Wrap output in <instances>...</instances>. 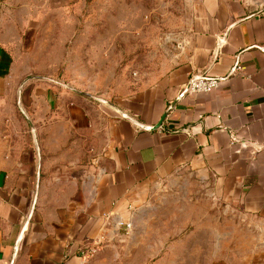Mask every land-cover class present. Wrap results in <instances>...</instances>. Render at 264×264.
<instances>
[{
	"label": "crops",
	"instance_id": "1",
	"mask_svg": "<svg viewBox=\"0 0 264 264\" xmlns=\"http://www.w3.org/2000/svg\"><path fill=\"white\" fill-rule=\"evenodd\" d=\"M62 6L63 0H0V264H96L87 247L114 225L124 229L120 222L131 219L153 185L181 169L214 177L221 197L237 200L264 226V0H196L178 62L109 107L96 166L75 199L53 204L40 189L39 149L61 150L64 128L41 147L29 139L18 146L9 129L16 101L27 105L31 133L39 129L30 106L58 97L49 88L38 96L34 82L43 77L38 68L56 67L46 58L40 63L36 38L43 14ZM237 62L241 70L232 73ZM196 74L222 80L209 93L182 94ZM64 100L60 113L76 117L79 105ZM261 254L252 264H264Z\"/></svg>",
	"mask_w": 264,
	"mask_h": 264
},
{
	"label": "rangeland",
	"instance_id": "2",
	"mask_svg": "<svg viewBox=\"0 0 264 264\" xmlns=\"http://www.w3.org/2000/svg\"><path fill=\"white\" fill-rule=\"evenodd\" d=\"M195 4L196 0H63L62 9L53 7L43 14L36 55L41 64L46 58L56 67L38 68L43 77L34 87L38 86V96L49 88L58 97L30 106L42 134L30 133L27 105L19 101L13 104L16 113L9 130L18 146L27 147L30 140L41 147L55 142L59 127L64 128L61 150L39 149L40 189L47 202L64 204L78 196L101 154L109 107L120 97L149 88L178 62ZM64 98L79 105L76 117L60 113ZM132 211L131 227L114 225L87 247L89 260L252 264L257 254H264L261 219L237 200L221 197L211 175L181 169L156 182Z\"/></svg>",
	"mask_w": 264,
	"mask_h": 264
},
{
	"label": "built area",
	"instance_id": "3",
	"mask_svg": "<svg viewBox=\"0 0 264 264\" xmlns=\"http://www.w3.org/2000/svg\"><path fill=\"white\" fill-rule=\"evenodd\" d=\"M241 70V65L237 62L232 68V73H236ZM222 78L210 76L208 74H196L192 75L187 83L183 86L182 94L189 92H204L209 93L216 88H218ZM121 226L126 228L131 227V222H120ZM90 250H86V253H89Z\"/></svg>",
	"mask_w": 264,
	"mask_h": 264
},
{
	"label": "water",
	"instance_id": "4",
	"mask_svg": "<svg viewBox=\"0 0 264 264\" xmlns=\"http://www.w3.org/2000/svg\"><path fill=\"white\" fill-rule=\"evenodd\" d=\"M176 102H177V101H175V102L171 105V107H173V106L175 105ZM170 109H171V108H169V109L163 114V116H162V118L160 119V121H159L156 125L153 126V129H156V128H158V127L161 126L163 119L166 117V115H167V113L169 112ZM125 117H126L128 120L132 121L133 123H135V124H137V125H139V126H142V127H144V128H147V127H148V126L142 124L141 122H138L137 120H135L134 118H132V117L129 116V115H125ZM38 188H39V184H38V187H37V193H38Z\"/></svg>",
	"mask_w": 264,
	"mask_h": 264
}]
</instances>
